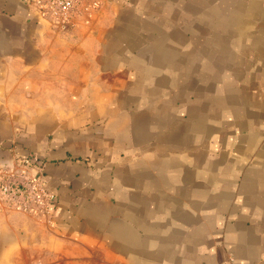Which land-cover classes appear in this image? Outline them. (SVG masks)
Masks as SVG:
<instances>
[{"label":"crops","instance_id":"1","mask_svg":"<svg viewBox=\"0 0 264 264\" xmlns=\"http://www.w3.org/2000/svg\"><path fill=\"white\" fill-rule=\"evenodd\" d=\"M80 9L0 0V264H264V0Z\"/></svg>","mask_w":264,"mask_h":264},{"label":"built area","instance_id":"2","mask_svg":"<svg viewBox=\"0 0 264 264\" xmlns=\"http://www.w3.org/2000/svg\"><path fill=\"white\" fill-rule=\"evenodd\" d=\"M80 1L33 0L38 14L60 29L71 24L74 17L80 13ZM93 6L97 7V4L93 3ZM30 163L28 158L21 160V165L25 168L29 167ZM19 175V178L4 175L0 184V198L21 212L34 216L43 215L52 196L41 187L38 178L32 177L28 172Z\"/></svg>","mask_w":264,"mask_h":264},{"label":"rangeland","instance_id":"3","mask_svg":"<svg viewBox=\"0 0 264 264\" xmlns=\"http://www.w3.org/2000/svg\"><path fill=\"white\" fill-rule=\"evenodd\" d=\"M6 176H7V177L9 176V177H11V178H19V177H20V175H18V174H16V175H6ZM4 177H5V176H3V177L0 179V184H1V182H2V180H3ZM0 203L2 204V208L5 209L6 211L16 210V211H18V212H21V211H19V209L17 210L15 207H12V205H11L9 202H6V201L2 200L1 198H0ZM24 213H25V212H24ZM26 214L31 215L30 213H26Z\"/></svg>","mask_w":264,"mask_h":264}]
</instances>
